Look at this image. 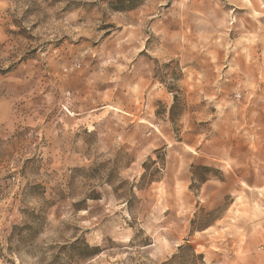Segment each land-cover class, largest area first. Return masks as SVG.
<instances>
[{"label": "rangeland", "instance_id": "374dc122", "mask_svg": "<svg viewBox=\"0 0 264 264\" xmlns=\"http://www.w3.org/2000/svg\"><path fill=\"white\" fill-rule=\"evenodd\" d=\"M186 243L264 264V0H0V264Z\"/></svg>", "mask_w": 264, "mask_h": 264}, {"label": "trees", "instance_id": "16d2710c", "mask_svg": "<svg viewBox=\"0 0 264 264\" xmlns=\"http://www.w3.org/2000/svg\"><path fill=\"white\" fill-rule=\"evenodd\" d=\"M87 249H91L86 245ZM165 264H206L204 256L197 254L195 248L186 243L178 247L177 252Z\"/></svg>", "mask_w": 264, "mask_h": 264}, {"label": "clouds", "instance_id": "9594fccd", "mask_svg": "<svg viewBox=\"0 0 264 264\" xmlns=\"http://www.w3.org/2000/svg\"><path fill=\"white\" fill-rule=\"evenodd\" d=\"M53 183L56 184L58 183V181H53ZM49 191L52 192L53 196H56L58 198V196L63 195L67 191V189H65L63 185H60V187L57 188L56 191H52L51 188L49 189Z\"/></svg>", "mask_w": 264, "mask_h": 264}]
</instances>
